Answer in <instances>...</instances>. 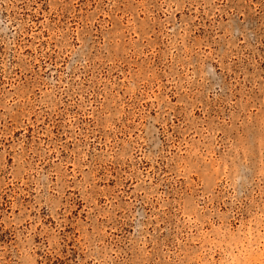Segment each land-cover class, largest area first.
<instances>
[{
    "label": "rangeland",
    "instance_id": "obj_1",
    "mask_svg": "<svg viewBox=\"0 0 264 264\" xmlns=\"http://www.w3.org/2000/svg\"><path fill=\"white\" fill-rule=\"evenodd\" d=\"M0 264H264V0H0Z\"/></svg>",
    "mask_w": 264,
    "mask_h": 264
}]
</instances>
